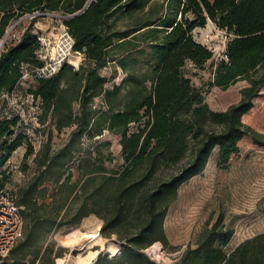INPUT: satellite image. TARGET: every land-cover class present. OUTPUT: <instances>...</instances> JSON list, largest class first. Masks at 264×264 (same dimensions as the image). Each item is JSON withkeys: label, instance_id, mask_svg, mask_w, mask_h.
Returning a JSON list of instances; mask_svg holds the SVG:
<instances>
[{"label": "trees", "instance_id": "trees-1", "mask_svg": "<svg viewBox=\"0 0 264 264\" xmlns=\"http://www.w3.org/2000/svg\"><path fill=\"white\" fill-rule=\"evenodd\" d=\"M86 1L0 0V40L24 14L69 15ZM152 1L91 0L81 13L61 18L84 60L78 68L64 62L50 74L33 75L36 84L29 92L40 100L39 119L47 123L38 150L25 133L15 132L19 114L0 116V168L23 144L24 170L34 154L32 175L15 193L9 191L22 208L27 246L42 227L48 232L93 214L102 220L101 234L116 235L120 244L118 253H100L93 264H159L143 250L156 241L167 245L164 220L179 186L204 169L214 148L218 166L228 164L246 137L264 148V133L243 119L264 96V0H167L161 7ZM35 21L30 18L18 40L5 42L0 51L1 95L15 90L25 64L45 65ZM208 21L231 35L226 59L213 60L212 50L194 37ZM109 61L125 72L110 86L99 72ZM208 61L212 74L205 88L196 86L185 67L204 70ZM241 79L248 85L236 101L210 108L206 95L213 87L228 89ZM65 128V142L54 149L53 129ZM106 132L119 144L121 162L113 166L107 165L114 159L110 141L101 139ZM232 233L220 214L169 264H264V231L226 251ZM33 247H22L2 264H25L27 254L41 250Z\"/></svg>", "mask_w": 264, "mask_h": 264}, {"label": "rangeland", "instance_id": "rangeland-1", "mask_svg": "<svg viewBox=\"0 0 264 264\" xmlns=\"http://www.w3.org/2000/svg\"><path fill=\"white\" fill-rule=\"evenodd\" d=\"M166 1L153 0L151 4L161 7L166 5ZM34 16L36 21L33 24V31L40 41L38 56L44 64L53 70L60 66V61L64 58L61 64L66 62L73 68H78L84 56L73 49L70 50L71 39L68 37L70 35L59 14L33 12L14 19L7 29L11 32L6 42H16L30 18ZM119 24L122 25V22ZM194 37L209 47L213 52V60L218 61L231 35L208 21L204 27L195 29ZM75 59L78 60L77 65L72 62ZM210 62L206 63L204 70L194 69L187 63L185 71L196 86L205 88L212 74ZM23 69L24 75L15 90L9 94H0V116L8 112L12 115L19 114L20 122L15 132L25 133L34 149L38 150L46 139L47 123L40 121L39 115L42 111L40 100L34 99L29 89L36 84L33 75L39 72V68L25 64ZM99 72L108 78V86L114 82L119 83L125 77L124 70L115 61H109L106 66L99 69ZM247 85L248 81L241 79L228 89L213 87L206 95V101L213 110L223 109L236 101L240 89ZM262 91L264 93V87ZM95 103L96 105L101 103L100 97L95 99ZM243 119L254 129L264 133V96L254 100V107ZM135 126L136 124L131 128ZM67 133V128L61 131L53 129L54 149L65 142ZM101 139L110 141L109 149L114 152V159L108 161L107 165L120 163L117 138L106 132ZM2 140L0 138V145ZM85 142L89 143L88 140ZM239 146V152L230 158L226 166L217 165V148H214L204 169L179 186L177 197L169 206L164 220L167 245L163 246L161 242L156 241L152 245H158L157 250L154 251L152 245L143 250L151 259L159 264L174 262L188 245L192 247L195 245L201 231L210 227L220 214L222 223L233 231L228 244L224 247L226 251L231 250L240 241L264 231V148L254 145L248 137L242 139ZM25 150V144L16 148L0 168V179L4 178L3 171L6 176L3 189L15 193L32 175L34 154L26 159L29 166L24 170ZM72 171L75 178L74 165ZM101 224L100 218L90 214L77 224L53 227L48 232L42 227L37 230L34 242L28 246L26 240L22 239L23 232L16 242L22 243L17 245L15 252L9 251L7 257L18 254L22 247L27 251H35L33 246L36 244L41 250L37 256L27 254L25 264H48L52 258L54 264H93L100 253L112 256L120 251L116 235L113 234L111 237L102 235ZM72 232H76L77 236L74 237Z\"/></svg>", "mask_w": 264, "mask_h": 264}, {"label": "built area", "instance_id": "built-area-1", "mask_svg": "<svg viewBox=\"0 0 264 264\" xmlns=\"http://www.w3.org/2000/svg\"><path fill=\"white\" fill-rule=\"evenodd\" d=\"M71 39L70 50L73 49L74 41ZM222 58L226 59L225 51L222 54ZM64 59V58H63ZM61 59V62L63 61ZM59 64V65H60ZM58 68V67H57ZM56 68V69H57ZM56 69L44 65L39 68V74H50ZM21 206L17 205L12 195L8 190H0V264H2L7 257L9 251L13 248L17 240L23 234L24 222L21 213Z\"/></svg>", "mask_w": 264, "mask_h": 264}, {"label": "bare ground", "instance_id": "bare-ground-1", "mask_svg": "<svg viewBox=\"0 0 264 264\" xmlns=\"http://www.w3.org/2000/svg\"><path fill=\"white\" fill-rule=\"evenodd\" d=\"M10 32H11V30H7L6 32H5V34L3 35V37L1 38V40H0V51H1V49L3 48V46H4V44H5V42H6V40L8 39V36L10 35ZM53 49H55V47H53ZM56 53V52H55ZM77 61L78 60H72V62L74 63V64H76L77 65ZM74 237H76L77 236V233L76 232H72L71 233ZM67 236H68V234H67ZM158 244V243H157ZM153 246V250L155 251V250H157L158 249V245H152ZM152 250V251H153ZM154 257V256H153Z\"/></svg>", "mask_w": 264, "mask_h": 264}, {"label": "water", "instance_id": "water-1", "mask_svg": "<svg viewBox=\"0 0 264 264\" xmlns=\"http://www.w3.org/2000/svg\"><path fill=\"white\" fill-rule=\"evenodd\" d=\"M90 1L91 0H87L86 3L84 4V6L80 10H78V11L72 13V14H69V15H62L60 17L61 18H67V17L74 16V15H77V14L81 13L89 5Z\"/></svg>", "mask_w": 264, "mask_h": 264}, {"label": "crops", "instance_id": "crops-1", "mask_svg": "<svg viewBox=\"0 0 264 264\" xmlns=\"http://www.w3.org/2000/svg\"><path fill=\"white\" fill-rule=\"evenodd\" d=\"M213 23V22H212ZM195 31V30H194Z\"/></svg>", "mask_w": 264, "mask_h": 264}]
</instances>
